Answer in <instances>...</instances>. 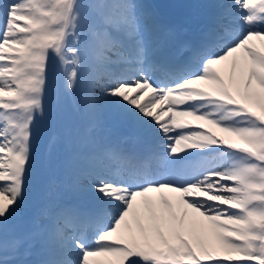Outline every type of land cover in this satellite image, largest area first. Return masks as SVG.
<instances>
[{
    "label": "snow or ice",
    "instance_id": "snow-or-ice-1",
    "mask_svg": "<svg viewBox=\"0 0 264 264\" xmlns=\"http://www.w3.org/2000/svg\"><path fill=\"white\" fill-rule=\"evenodd\" d=\"M208 7L189 46L149 0H0V264L50 83L81 114L66 168L92 205L41 210L37 264H264V0ZM105 110L149 146L102 135Z\"/></svg>",
    "mask_w": 264,
    "mask_h": 264
},
{
    "label": "rangeland",
    "instance_id": "rangeland-1",
    "mask_svg": "<svg viewBox=\"0 0 264 264\" xmlns=\"http://www.w3.org/2000/svg\"><path fill=\"white\" fill-rule=\"evenodd\" d=\"M149 2L151 1L149 0ZM172 3L173 6L171 8V12L177 13L175 0H172ZM45 99V121L42 123V126L38 127L37 130H41L42 135V140L37 136V155L40 156L39 161L41 164L36 166L26 198L20 210L18 211L16 218H14L8 225V240L13 241L21 239V242L18 244L16 251L14 252L16 255L24 247L22 239L25 237L23 239L25 241L33 236L37 222L45 224L47 223L46 220H39L41 210L53 200H55L57 203L65 204L57 197V195L60 193H56L57 189L59 190L58 184L61 183V180L55 178L54 180L50 181L48 185L47 182H42V171L44 170L45 166H49V163L46 161V158L49 156L50 152V149L48 150L49 145H57L59 144L57 142H62L66 152L70 151L69 142H66V138L70 139V137L74 134V130L76 129V127H70L72 124L75 125L72 115L76 105H74L72 102L73 97L71 95H66L63 92L62 87L55 83H50L48 94ZM206 127L215 132L217 136L222 135L219 129L215 128L214 126L209 125ZM64 136L66 138H64ZM106 137L110 141L113 139L112 136L109 135H106ZM33 183L37 184L33 187ZM77 191L82 192V196L88 195L92 197L88 189L87 181H82V187ZM21 215H23V217H21ZM24 229H28L27 233H30L32 230L33 232H31L30 235H27V233L24 232ZM21 233L23 234L22 236H20ZM2 238L3 237L0 236V239ZM2 255H4V253L0 252V256ZM8 256L9 258L14 259L12 257L13 252L10 251Z\"/></svg>",
    "mask_w": 264,
    "mask_h": 264
},
{
    "label": "bare ground",
    "instance_id": "bare-ground-1",
    "mask_svg": "<svg viewBox=\"0 0 264 264\" xmlns=\"http://www.w3.org/2000/svg\"><path fill=\"white\" fill-rule=\"evenodd\" d=\"M198 2H200L201 4H203V7H198ZM217 0H175L176 3V7H177V14L179 15V13L184 14V16H191L194 17V29H199V24H201L202 26L203 24V17L205 16V14H207L210 11V5L216 3ZM205 7H208V11H205ZM205 11V12H204ZM184 16H178L176 19L177 20H183L184 21ZM199 35H197L196 37L198 38ZM185 43L187 45H191V40L188 34V37H183ZM187 50V48H185ZM184 49V51H185ZM182 53V52H181ZM180 53V55H181ZM72 102L74 105H76L75 102V97L72 96ZM46 100V99H45ZM46 106V105H45ZM73 119H74V124L75 125H71L70 127H76V129L74 130V134L72 136L75 135L76 131L82 126V117L81 114L77 108V105L74 109V113H73ZM45 121V117L41 118L38 120L37 122V130L38 127L42 126V123ZM124 125H130L131 126V132L135 135V133L139 130H142V128L135 123L134 121H131L129 119L123 118L119 115H117L116 113H114L111 110H105L103 111L100 115H99V130L100 133L104 136L109 135V136H114L115 133L118 132L119 134V140L122 138H127V135H125V133L123 134V132H120V129H122L124 127ZM134 126V127H132ZM124 129H128V127H124ZM123 129V130H124ZM38 132V138L41 139L42 135H41V130L37 131ZM143 132V130H142ZM71 136V137H72ZM70 137V139H71ZM130 137H132V135H130ZM64 138H66L64 136ZM69 138H66V142L70 141ZM42 140V139H41ZM59 144L54 145L51 144L48 146V150L50 149L49 152V156L46 158V161L49 163V166H45L43 172V176H42V182L44 183H50V181H52L54 178H61L66 182V180H70V177L67 173V168H66V164L65 161L68 160L69 157V152H66V149L64 147V145L62 144V142H57ZM38 152V150H37ZM39 155H37V159H36V166H38L40 163L39 161ZM41 159V158H40ZM56 173V174H54ZM40 182V181H39ZM37 183H33V187L36 185ZM67 184V183H66ZM68 185V184H67ZM70 187V190L73 189V187L70 185H68ZM71 195L74 194V192L72 193L71 191H68ZM80 199V198H79ZM24 232L27 233L28 229H24ZM33 232V230L31 231ZM30 233H27V235H30ZM23 234L21 233L20 236H22ZM30 237V236H29ZM25 238V237H24ZM23 238V239H24ZM22 239L23 243L24 240ZM19 243L21 242V239H18ZM30 244H33V248H35V250H41L42 249V244L40 241V238H31ZM27 249H24V253H28L29 251V246L27 247ZM16 255V253H13ZM20 254V253H18ZM23 254V253H21ZM20 254V257H17V263L18 264H27V260L22 258ZM37 261L35 257H32V259L30 260V262H35ZM29 264V263H28Z\"/></svg>",
    "mask_w": 264,
    "mask_h": 264
},
{
    "label": "water",
    "instance_id": "water-1",
    "mask_svg": "<svg viewBox=\"0 0 264 264\" xmlns=\"http://www.w3.org/2000/svg\"><path fill=\"white\" fill-rule=\"evenodd\" d=\"M154 2L159 4L163 11L170 8L172 5L171 0H154Z\"/></svg>",
    "mask_w": 264,
    "mask_h": 264
}]
</instances>
